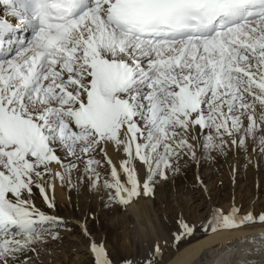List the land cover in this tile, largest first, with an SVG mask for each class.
Masks as SVG:
<instances>
[{"label":"snow or ice","instance_id":"obj_1","mask_svg":"<svg viewBox=\"0 0 264 264\" xmlns=\"http://www.w3.org/2000/svg\"><path fill=\"white\" fill-rule=\"evenodd\" d=\"M230 155L264 160V0H0V264H46L73 223L114 264L87 216L57 214L56 181L127 209L197 166L208 215L119 264H165L197 228L264 229V209L211 203L199 167ZM238 242L264 264V230Z\"/></svg>","mask_w":264,"mask_h":264},{"label":"rangeland","instance_id":"obj_2","mask_svg":"<svg viewBox=\"0 0 264 264\" xmlns=\"http://www.w3.org/2000/svg\"><path fill=\"white\" fill-rule=\"evenodd\" d=\"M232 160L230 155L227 161L223 159L204 161L199 167V175L211 193V203L228 208L235 197V202L242 211L255 208L259 212L264 209V160L260 161L259 168L252 165L244 168L241 167L242 160ZM233 162L236 167L238 165L237 169H244L245 175L238 172L241 178H233V172L231 173ZM261 166L263 170L260 169ZM196 173L197 166L192 164L188 168L186 176L177 177L174 183L169 181L167 184L158 186L155 198L150 199V210L146 209V211L148 210L147 214L145 213L148 218L147 222L145 221V225L143 223L141 227L136 224L135 217L128 213L127 209L116 207L107 209L100 196L90 193L86 189L77 193L75 189H69L67 185L62 187L58 181L55 182L58 187L55 192L62 191L61 193H64L65 196L62 200L59 198L57 201V193L54 192L58 206L57 214L72 221L83 220L87 216L90 230L97 240L104 239L114 264H119L122 258H138L148 248L146 242L152 245L156 240H160L163 246V241L170 239L169 233L178 230L177 220L181 215L190 224H199L208 215L210 211L208 198L199 187H193ZM238 179L240 182L237 183ZM73 182H75V177H73ZM258 184L259 187H257ZM248 190L250 191L248 192ZM37 204L42 208L45 207L39 199ZM70 227L71 231L61 230L62 240L60 242L49 243L50 254L43 257L46 264H92V258L87 250V241L78 225L73 223ZM149 227L152 231L149 230ZM259 227L261 226L241 229H257ZM209 234L212 233L204 234L197 228L194 236L182 242L178 249H169L165 263L186 245Z\"/></svg>","mask_w":264,"mask_h":264},{"label":"bare ground","instance_id":"obj_3","mask_svg":"<svg viewBox=\"0 0 264 264\" xmlns=\"http://www.w3.org/2000/svg\"><path fill=\"white\" fill-rule=\"evenodd\" d=\"M24 34L26 37L28 36V33H24ZM249 166H251V165H249ZM262 166L260 169H262ZM237 167H238V165H237ZM241 167H242V165H241ZM249 169H251V168H249ZM263 169H264V167H263ZM243 171H244L243 168L242 169L238 168L237 172L235 174H233V178L234 179H237L236 177L241 178V175H245ZM257 171H258V169H257ZM238 172H240L242 174L238 175V174H240ZM231 173H232V170H231ZM246 173L248 174V172H246ZM239 180L240 179L237 180V183L240 182ZM259 180H261V179H259ZM56 183H57V181H56ZM56 188H58V187L55 186V190H56ZM261 188H260V190H261ZM249 191L250 190H248V192ZM58 192H59V194H58ZM58 192H55V193H57V197H58L57 201L59 198H60V200H62L63 197L65 196V195H63L64 193H61L62 191L58 190ZM149 205H151V200L150 199H143V200H140L138 203L131 204L127 207L128 213H130L131 215H133L135 217V222L139 227H141V225H143V223L145 225V223L147 222L146 219H148V218H146L147 217L146 212L148 210L146 211V209L147 208L149 209ZM263 205H264V203H263ZM136 224H135V226H136ZM152 228H153V226H152ZM138 229L141 230L140 228H138ZM149 230L152 231L150 229V227H149ZM261 230H264V229H262V227H259L257 229H255V228L254 229H237V230H233V231H219L216 233L209 234V235L203 237L202 239H199V240L193 242L192 244L186 245V247H184L183 249H181L180 251L175 253V255L171 259H169V261L165 264H239V261L251 258V257L247 256L244 252V249L250 248L251 245L239 243L238 238H243L245 236L252 235V234L257 233ZM230 241H232L233 243H231L229 245V247H223V248H219L216 251H213V249H216L218 245L224 244V243H227ZM146 243H147V247H149L151 245V243H149V242H146Z\"/></svg>","mask_w":264,"mask_h":264}]
</instances>
